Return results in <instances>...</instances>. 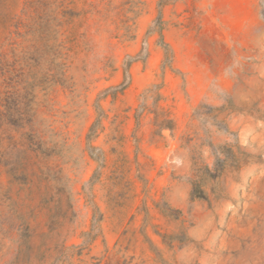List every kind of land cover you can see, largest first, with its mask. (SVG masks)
I'll return each instance as SVG.
<instances>
[{"label": "rangeland", "instance_id": "rangeland-1", "mask_svg": "<svg viewBox=\"0 0 264 264\" xmlns=\"http://www.w3.org/2000/svg\"><path fill=\"white\" fill-rule=\"evenodd\" d=\"M0 264H264V0H0Z\"/></svg>", "mask_w": 264, "mask_h": 264}, {"label": "trees", "instance_id": "trees-1", "mask_svg": "<svg viewBox=\"0 0 264 264\" xmlns=\"http://www.w3.org/2000/svg\"><path fill=\"white\" fill-rule=\"evenodd\" d=\"M127 70V69H126ZM126 78H127V75H126ZM127 85H128V83L127 82H123L121 85H120V89L121 90H123V89H125L126 87H127ZM93 131V127H92V129H91V132ZM91 134V133H90Z\"/></svg>", "mask_w": 264, "mask_h": 264}]
</instances>
